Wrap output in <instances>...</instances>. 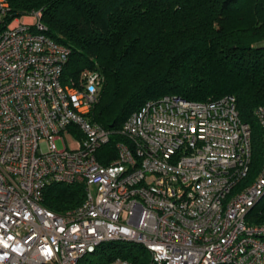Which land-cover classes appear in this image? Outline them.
<instances>
[{"label": "built area", "instance_id": "2783aa9c", "mask_svg": "<svg viewBox=\"0 0 264 264\" xmlns=\"http://www.w3.org/2000/svg\"><path fill=\"white\" fill-rule=\"evenodd\" d=\"M10 11L0 0V264H76L110 240L143 244L157 264H264V223L248 222L264 162L242 184L250 129L234 96L147 100L104 153L114 131L89 114L100 74L64 82L69 47L45 33L40 10ZM254 113L264 138V107ZM52 183H82V203L44 207Z\"/></svg>", "mask_w": 264, "mask_h": 264}, {"label": "trees", "instance_id": "16d2710c", "mask_svg": "<svg viewBox=\"0 0 264 264\" xmlns=\"http://www.w3.org/2000/svg\"><path fill=\"white\" fill-rule=\"evenodd\" d=\"M7 1L8 20L40 10L45 33L69 47L64 82L78 79L84 69L103 78L89 114L114 131L104 153L114 155L115 143L125 139L122 123L147 100L165 94L195 101L232 95L250 129L251 159L242 184L257 175L264 162L262 127L254 113L264 107V0ZM84 197L82 183H52L41 204L63 213ZM259 203L249 212V223H264ZM116 258L157 264L143 244L128 240L102 242L76 264Z\"/></svg>", "mask_w": 264, "mask_h": 264}, {"label": "rangeland", "instance_id": "374dc122", "mask_svg": "<svg viewBox=\"0 0 264 264\" xmlns=\"http://www.w3.org/2000/svg\"><path fill=\"white\" fill-rule=\"evenodd\" d=\"M19 20H22V16L19 17ZM102 81H103V78L101 77V84H102ZM67 143H69V142H67ZM56 145H57L58 148H61L62 147L61 141L57 140L56 141ZM262 203H264V197H262L261 202L259 203V205H261Z\"/></svg>", "mask_w": 264, "mask_h": 264}, {"label": "water", "instance_id": "95a60500", "mask_svg": "<svg viewBox=\"0 0 264 264\" xmlns=\"http://www.w3.org/2000/svg\"><path fill=\"white\" fill-rule=\"evenodd\" d=\"M260 45H264V42H261Z\"/></svg>", "mask_w": 264, "mask_h": 264}]
</instances>
